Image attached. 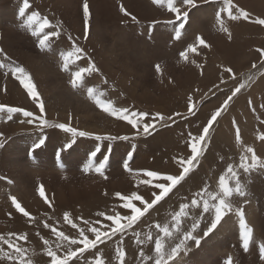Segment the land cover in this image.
I'll return each instance as SVG.
<instances>
[{
  "label": "rangeland",
  "instance_id": "obj_1",
  "mask_svg": "<svg viewBox=\"0 0 264 264\" xmlns=\"http://www.w3.org/2000/svg\"><path fill=\"white\" fill-rule=\"evenodd\" d=\"M29 2L32 6L28 10L29 13L31 11H39L42 16L49 17L53 23L56 20L62 22L61 36L53 38L51 50L40 51L36 47V39L20 27L21 18L18 16V9L22 6L23 0H2L0 2V15L8 23L6 22L7 24L3 25L4 28L0 29V49H3L7 53L11 61H15L17 64L23 66L30 73L40 95L52 88V90L48 91L49 94L53 93L56 97L64 96L69 109L71 107L77 108L78 114L82 116L81 120H62V117L57 115L58 113L50 109V104L46 103L45 118L49 122L70 123L74 128L95 135L131 136L133 130L129 125L107 116L97 109L87 98L86 87L90 86L105 92L104 99L112 100L117 107H127L131 110L147 112L149 114L159 112L168 116L174 112H180L188 115V96L192 95L197 102L196 115L189 116L188 119L177 117L175 118V123L165 121L164 123L171 124V127H161L158 125L157 130L151 136H139L128 141L119 139L114 141H96L91 138L78 137L76 138V145L73 144L71 149L61 153L59 163L56 160V152L63 144L70 142V134L63 133L55 128H45L41 131L35 128L34 125L21 124L19 121L23 117L18 114L14 116L13 122L9 121L8 126L14 128L12 131L15 132L11 133L12 135L6 134L4 136L5 148H0V172L3 174L1 175L0 173V177L5 178L0 179V198H3L2 200L0 199V209L2 208L6 212L5 216L1 217L0 215V222H3L0 224V235L7 236L9 232H26L29 236V241L24 246L29 249V256L34 264H49L50 258L44 255L43 245L36 235V232L39 231L45 238L53 239L50 230L43 227L42 221H47L53 226L58 225L59 230L65 231L68 235L76 236L78 235L76 230L63 223L64 212L71 213L72 218L77 224L87 228V225L81 224L80 220L76 218L82 217L89 222L99 220L102 223H110L109 221H104L102 217H98L96 213L105 212L111 215L118 211L121 214H127V210L119 207L121 202L115 197V193L117 192L129 195L136 191L146 199H151V189L143 185L137 188L132 176L123 170V161L127 159L128 152L131 151L133 153V157L129 162L133 170H154L163 174L179 173L180 169L174 158H186V155H190L186 145L188 133L198 134L206 123L210 113L219 107L230 94L231 90L237 86L241 79L245 78L247 73L253 72L252 64L260 62L259 53L256 49H264V28L246 21H226L232 33L231 40H229L227 35L218 32V28L215 26V12L222 6L221 0H213L210 3H204L203 0H200L199 7L194 9L190 14V22L186 26V29L183 30L181 38L174 40L172 39V27L162 23L164 20L170 18V14L164 9L153 5L151 0H88L91 20L90 33L88 39L85 40L82 26L83 0H45L43 2L41 0H36V2L29 0ZM234 3L248 11L253 18H263L264 0H246V2L245 0L244 2L243 0H234ZM121 4H123L129 13L137 18L138 24L133 23L130 17H125L120 13L119 6ZM246 7L251 8L253 12L250 9H245ZM8 13L9 16L5 17L4 15ZM260 13L261 15L259 16L258 14ZM153 21H161V23L156 24L150 29ZM197 24L201 25L202 28L198 27ZM205 24L211 28H208ZM2 30H4V34ZM92 31L96 36L99 33V39H96L95 44L93 42L94 39L90 38ZM6 32L8 35L10 33V36L5 34ZM214 32L216 33L211 34ZM4 35L9 37V39L7 37V41L3 39ZM69 35L72 36L73 40L86 53L82 59L70 65L71 71H75L79 67H87L89 58L100 69L99 73L85 76L84 87L81 90L79 89V91L70 87V71L61 70L62 61L60 53L72 50V41L68 39ZM196 35L202 36L211 47L200 48L199 55L189 54V62H181L179 53L188 44L194 42ZM77 37H79L78 40L76 39ZM12 42H14V45ZM260 42L263 44H259ZM7 43L11 46L7 47ZM102 43L104 44L103 46ZM103 47H105L104 50L101 49ZM0 59L2 60L3 57H0ZM38 61L42 62L39 63ZM192 61H195V63ZM42 64L43 67H40ZM157 64L160 65L162 70L159 75L155 71ZM197 64L201 65V67L197 68ZM45 66L47 69H43ZM223 67H230L236 74L237 79H231L228 73L223 72ZM44 70H46V73H44ZM201 72L203 73L202 75ZM262 73H264V70ZM39 76L40 80L38 79ZM221 77H223L226 83H220ZM120 79L122 83L119 82ZM105 80L107 81L106 84L104 83ZM5 81H8L17 87L19 91L27 95L20 87L18 81L13 80L10 74L6 78L3 70H0V82ZM169 81L172 82L169 83ZM51 82L55 86L57 84L60 85L61 87H56L62 92L59 91L58 95L55 94L58 90L55 89L56 92L54 91L55 86L52 85V87L51 84L53 83ZM255 82L254 85H249V93L246 92L244 95H241L240 99L243 98L242 101H233L228 111L225 112L224 116L227 119L226 124L229 129L225 130V128L221 127L222 136L214 133V137L212 136L196 170L168 198L160 202L142 218V221L135 228L136 231L146 232L148 231V226L153 223L164 224L167 222L170 219V213L177 210L180 203L190 201L193 193L199 191L205 183L209 185V190L214 191L217 189L219 175L228 163L238 160L241 151L235 145L233 120L237 122L242 138L253 131V135L248 136V139L252 140L251 145L246 140L242 139V141L247 146L253 145L252 147L255 149L257 155H260L259 146H264V143L258 139V136L264 132V75H260L259 73ZM45 83L51 87H46L47 84ZM214 85H219V90L213 88ZM209 89H213V92H209ZM82 92H85V95ZM80 95L81 100L79 99ZM249 101L252 102L251 106H249ZM28 102L30 106L22 108L38 113L39 110L35 108L31 100H28ZM68 102L72 103L69 104ZM0 104L2 103L0 102ZM87 107L89 109H86ZM86 110L89 112L86 113ZM240 125L252 126L247 129L246 133L242 131L243 129ZM125 129L128 130L127 133ZM39 137H44L46 143L41 149L36 150L32 157H29L28 152ZM256 141L260 142L257 144ZM50 142H54L55 144H51ZM11 144H13L12 148ZM14 144L17 146H14ZM97 145L101 149L97 160L102 159L104 155L109 156L106 165V175L108 177L106 180L94 172L86 175L81 171L87 161L88 154L95 150ZM53 146L57 147L54 149ZM16 147H23L26 151L23 149L22 154L17 159L19 166H10L11 168L13 167V171L11 172V168H6L3 162L5 157L10 155L7 152L9 148H11V158L16 157L14 155ZM6 152L7 154L5 155ZM78 156L80 157L76 161H73L74 159L69 160L71 157L76 158ZM221 157H223V161H221ZM31 158L32 160H30ZM260 158L264 160L263 154ZM39 159L40 161L37 162ZM25 160L26 164H24ZM33 161L34 166L32 167ZM42 161L48 163L44 164ZM49 166L51 167L49 168ZM19 167L25 170L29 168L27 170L31 171L28 175L33 174L32 177L35 178L26 176L29 186V190H27L25 195L27 201L21 203L18 200L36 218V223L32 225L26 221V218L15 213L13 207L9 208L12 214L11 218H9L5 206V202L11 205L8 197L15 195L10 194L7 188L9 185L13 186L14 182L17 181ZM5 168L6 170L9 169V171L4 170ZM15 168L18 169L17 172ZM40 168L41 170H39ZM52 170L54 173H52ZM35 171L38 172L35 173ZM57 172L59 173L57 174ZM54 175H56L55 178L57 177V179L54 178ZM59 175L60 177L63 176L61 178L64 179H60ZM44 179L45 181H43ZM242 179L247 185L248 195L243 198L233 197V213L227 215L214 232L208 238L202 240L199 247H196L193 241H189V251L186 255L178 258V264H224L228 257L232 258V264H264L259 259L257 249V245L264 242V169H257L250 175L242 174ZM35 181L38 183L36 184ZM39 185H43L46 198L53 203V208H48L43 200L39 198L37 193ZM15 196L16 198L18 197L17 195ZM34 198L37 201L35 205ZM136 203L138 204V202ZM251 206L254 208L252 213H254L255 222L251 219L249 220L248 212L252 211ZM11 208L14 211H11ZM236 208L243 209L248 225L254 230L253 243L247 253L241 248L239 240L238 217L235 215ZM1 213L3 212L1 211ZM49 216H51L50 220L48 219ZM193 216L200 224L196 235L202 236L203 231L210 224L212 214L201 215L196 210L193 212ZM192 222L191 219L186 220L183 225L184 230H190ZM223 222L228 223V230L223 227L226 229L223 231L221 226ZM95 226L99 227V224ZM153 232H155V229H153ZM89 236L91 238L90 233ZM117 239L119 238H114L113 241L99 245L98 249L95 250L103 255L106 264H115L114 249ZM134 239L131 233L124 238L123 247L127 253V264H140V260L138 259L140 248L134 243ZM143 247L147 253L150 246L144 245ZM85 256L87 259H91L93 253H86ZM0 263L4 264L3 261H0Z\"/></svg>",
  "mask_w": 264,
  "mask_h": 264
},
{
  "label": "snow or ice",
  "instance_id": "obj_2",
  "mask_svg": "<svg viewBox=\"0 0 264 264\" xmlns=\"http://www.w3.org/2000/svg\"><path fill=\"white\" fill-rule=\"evenodd\" d=\"M199 2L200 0H151L153 5L164 9L170 14V18L164 20L162 23L172 27V39L174 40H179L181 38L183 30L186 29V26L190 22V14L194 9L199 7ZM203 2L210 3L213 2V0H203ZM221 4L222 6L215 12V26L220 33L227 35L229 40H231L232 33L226 21H246L264 28V18H253L248 11L237 6L234 0H221ZM31 7L29 0H23L22 6L18 9V16L21 18L20 27L36 39V47L40 51L44 52L51 50L53 38H59L61 36L62 22L56 20L55 23H53L49 17L42 16L39 11H31L29 13L28 10ZM119 11L123 16L130 17L133 23H139L137 18L125 9L123 4L119 6ZM90 20L91 12L88 0H83L82 26L85 40L88 39L90 33ZM159 23H161V21H153L150 29ZM68 39L72 41V50L60 53L62 61L61 70L70 71V87L74 90H79L84 87L85 76L91 75L92 73H99L100 69L89 58L87 67H79L77 70L71 71L70 65L82 59L86 53L85 50L73 40L71 35L68 36ZM76 39L78 40L79 37ZM210 47L211 45L208 44L202 36L196 35L194 42L188 44L187 47L179 53L180 61L188 63L189 54L199 55L200 48ZM256 51L259 53L260 65L264 67V49L257 48ZM0 57H3V59L0 60V70H3L4 76L7 78L10 74L13 80L18 81L20 87L26 92L32 104L39 110L37 113L22 107L0 104V113L6 114L7 119L5 122L13 120V117L19 114L23 117V119L19 121L21 124L26 123L28 125H34L35 128L41 131L45 128H55L63 133L70 134V142L63 144L56 152V160L58 163L61 160V153L71 149L78 137L91 138L96 141H114L117 139L128 141L129 139H134L139 136L153 135L158 125L161 127H171V124L164 123L165 121L175 123V118L177 117L188 119L189 116L196 115L197 102L192 95H189L187 98L188 115L174 112L171 115L165 116L159 112L149 114L147 112L131 110L127 107H117L112 100L104 99L105 92L90 86L86 87L87 98L97 109L107 116L118 121H123L129 125L133 130L131 136H101L74 128L70 123H51L45 118V104L30 73L23 66L17 64L15 61H11L10 57H8L3 49H0ZM192 62L195 63V61ZM196 67L200 68L201 65L197 64ZM252 68L257 69V64L253 63ZM155 71L158 75L161 74L162 70L159 64L155 66ZM223 72L228 73L231 79H237L236 74L230 67H223ZM202 74L201 72V75ZM261 74L264 75V73ZM171 82L172 81H169V83ZM249 82H254L252 73H249L246 78L241 79L219 107L210 113V116L207 118L206 123L202 126L198 134L188 133L186 145L190 155L186 158H174L180 169L178 174H163L154 170H133L129 164L133 157V153L131 151L128 152L127 159L123 161V170L132 176L137 188L143 185L151 189L150 200L136 191L129 195L117 192L115 193V197L121 202L119 207L127 210V214H121L118 211L111 215L105 212L96 213L98 217H102L104 221H109L110 223H102L99 220L89 222L82 217H77L76 219L80 220L81 224L87 225V228L77 224L72 218L71 213L64 212L63 223L75 229L76 233H78L76 236L68 235L65 231L59 230L58 225L53 226L47 221H42L43 227L50 230L53 239L45 238L39 231L36 232V235L43 245L44 255L50 258L49 264H77V262H79V264H106L103 255L95 250L98 249L99 245L105 244L108 241H113L114 238L117 237L119 239L115 241V264H127V253L123 244L125 236L129 233L135 238L134 243L140 248L138 252L140 264H178V258L182 255H186L189 251V241H193L195 246L199 247L202 240L208 238L224 218L230 213H233V197L243 198L248 195L247 185L242 179V174L250 175L257 169L264 168V160L257 155L255 149L243 143L240 128L235 120L232 122L235 129V145L238 149H241V151L238 160L228 163L226 168L219 175L217 189L211 191L209 190V185L205 183L199 191L193 193L190 201L180 203L178 209L170 213V219L164 224L153 223L148 226V231L146 232L136 231L135 228L150 210L154 209L160 202L168 198L169 195L196 170L200 164L201 157L207 150L210 142V132L215 123L218 122V118L228 111L230 103L243 89L249 86ZM104 83L106 84L107 81L105 80ZM220 83H226L223 77H221ZM213 88L219 90V85H214ZM3 90L6 91V86ZM209 92H213V89H209ZM248 103L249 106H251L252 102L249 101ZM70 119L71 117H69V120ZM258 139L264 142V132L258 136ZM45 143L46 139L44 137H39L29 150V157H32L36 150L41 149ZM3 147L4 137L3 133H0V148ZM100 151L101 149L99 145H97L95 150L88 154L87 161L81 171L86 175L94 172L96 175L106 180L108 179L106 175V165L109 156L104 155L102 159L97 160ZM221 161H223V157H221ZM0 179L5 178L0 177ZM9 183H11V181H9ZM37 193L48 208H53V203L46 198L43 185L37 187ZM8 199L16 213L26 218V221L30 225L36 223V218L22 206L15 196L10 195ZM136 202H138V204ZM196 210H198L201 215L212 214L210 224L206 230L203 231L202 236L196 235V231L200 226L199 221L193 216V212ZM11 215L12 214L9 213V218H11ZM235 215L238 217L241 248L247 253L253 243L254 230L248 225L243 209L236 208ZM48 219L50 220L51 216H49ZM189 219L193 221L191 228L190 230H184L183 225L185 221ZM97 224H99V227L95 226ZM153 229H155V232H153ZM89 233L91 234V238ZM28 241L29 236L26 232H9L7 236L0 235V261L7 262V264H34L29 256V249L24 246ZM144 245L150 246L147 253L144 250ZM257 249L260 261L264 262V242L259 243ZM90 252L93 253V257L87 259L85 254ZM224 264H232V258L228 257Z\"/></svg>",
  "mask_w": 264,
  "mask_h": 264
},
{
  "label": "bare ground",
  "instance_id": "obj_3",
  "mask_svg": "<svg viewBox=\"0 0 264 264\" xmlns=\"http://www.w3.org/2000/svg\"><path fill=\"white\" fill-rule=\"evenodd\" d=\"M2 1V0H1ZM0 1V2H1ZM33 1H35L36 2V0H33ZM42 2L43 1H45V0H41ZM68 1V0H67ZM93 1V0H92ZM107 2V1H106ZM243 2H244V0H243ZM245 2H246V0H245ZM9 3V2H8ZM13 3V2H12ZM249 4H250V2H248ZM38 4V3H37ZM12 6V5H11ZM145 6V5H144ZM1 7V6H0ZM105 7V6H104ZM4 9H6V8H4ZM245 9H250V11H252L253 12V10L251 9V8H249V7H246ZM99 13V12H98ZM195 13H197V12H195ZM101 15V14H100ZM259 16L261 15V13L260 14H258ZM5 17H8L9 16V13L8 14H6V15H4ZM211 16V15H210ZM263 18H264V14H263ZM10 20V19H9ZM214 20V19H213ZM12 21V20H11ZM7 21H5V19L3 18V16H1L0 15V29L3 27V25H5V24H7L6 23ZM13 22V21H12ZM193 22V21H192ZM210 22V21H209ZM200 24V23H199ZM11 25V24H10ZM196 25V24H195ZM198 25V24H197ZM202 25H203V23H202ZM206 25V24H205ZM207 25H208V23H207ZM206 25V26H207ZM9 26V25H8ZM16 26V25H15ZM6 27V26H5ZM197 27V26H196ZM198 27H200V28H202L201 27V25L199 26L198 25ZM197 27V28H198ZM205 27V26H204ZM208 28H211V27H209V26H207ZM4 28V27H3ZM2 28V29H3ZM9 28V27H8ZM7 29V28H6ZM6 29H4V30H6ZM10 29V28H9ZM9 29H8V31H9ZM4 30H2V32L4 31ZM207 30V29H206ZM216 30V29H215ZM10 32V31H9ZM97 32V31H96ZM158 32V31H157ZM219 32V31H218ZM217 32V33H218ZM194 33V32H193ZM216 32H214V33H211V34H215ZM3 34H4V32H3ZM5 34H7V32L5 33ZM97 34V33H96ZM99 34V33H98ZM97 34V36L95 35V33H93V31H92V35H90V38L91 39H94V44L96 43V39H99L98 38V35ZM157 34V33H156ZM196 34V33H195ZM8 35V34H7ZM7 35H4L3 36V39H5L6 41H7V37L8 36H10V33H9V35L7 36ZM155 35V34H154ZM97 38H96V37ZM16 38V37H15ZM192 38V37H191ZM214 38V37H213ZM8 39H9V37H8ZM13 39V38H12ZM165 39V38H164ZM16 40V39H15ZM212 40V39H211ZM210 40V41H211ZM8 41H10V40H8ZM17 41V40H16ZM13 43V45H14V42H12ZM16 43V42H15ZM259 44H263V43H259ZM7 45V47L10 45H8V43L6 44ZM104 44L102 43V46H103ZM11 46V45H10ZM9 46V47H10ZM96 46V45H95ZM174 46V45H173ZM259 46V45H258ZM104 48L105 47H103V48H101V49H103L104 50ZM107 49H109L108 47H106ZM55 51V50H54ZM53 52V51H52ZM57 52V51H56ZM59 52V51H58ZM109 52V51H108ZM110 53V52H109ZM55 54V53H54ZM106 54V53H105ZM108 54V53H107ZM111 54V53H110ZM59 55V54H58ZM57 55V56H58ZM166 55V54H165ZM112 56H114V55H112ZM111 56V57H112ZM114 57H116V56H114ZM1 60V59H0ZM44 60V59H43ZM39 63L40 62H42V61H38ZM36 65H37V63H36ZM50 66V65H49ZM40 67H43V64H42V66H40ZM46 68V66L43 68V69H45ZM51 68V67H50ZM47 69V68H46ZM264 70V67H261V65H260V62L257 64V69H254L253 70V72H252V74H253V79H254V82H249V85H251V84H255L256 82V79H257V77H258V75H259V73H260V75H261V73H262V71ZM45 72L44 73H46V70H44ZM43 73V74H44ZM68 74V73H67ZM249 75V73H247L246 75H245V78L247 77ZM42 77H44V76H42ZM46 77V76H45ZM61 77V76H60ZM51 78H54V77H51ZM38 79L40 80V76L38 77ZM49 79V78H48ZM55 80V79H54ZM46 81V80H45ZM44 81V82H45ZM158 81V80H157ZM47 83H48V81H46ZM119 82H121L122 83V81H121V79H120V81ZM14 83V82H13ZM47 83H45V84H47ZM51 83H53V82H51ZM50 84V83H49ZM56 84V83H55ZM60 84V83H59ZM52 85H54V83L53 84H51V86ZM5 86H6V91H4L3 89L5 88ZM44 86V85H43ZM50 86V87H51ZM55 86V85H54ZM57 87L58 86H60V85H56ZM55 86V88H54V91H55V89H57V87ZM19 87V86H18ZM46 87H49V85L47 84V86ZM49 87V88H50ZM53 87V86H52ZM61 87V86H60ZM156 87V86H155ZM249 87V86H248ZM248 87H246L245 89H243L242 91H241V93H239L238 95H237V98L235 97L234 99H233V101L235 102V100L237 101V102H241L242 101V99L243 98H241L240 99V97H241V95H244L246 92H248ZM62 89V88H61ZM50 90H52V88H50L48 91H50ZM58 90V92H54L55 94H57L58 95V93H60V92H62V91H60V89L58 88L57 89ZM81 90V89H80ZM46 92V93H41V97H42V99H43V101H44V104H46V103H49L50 104V109H53L52 111H55L56 113H58L57 115H59V116H61L62 117V120L63 119H69V117H71V120H81L82 119V116L81 115H79L78 114V111H77V108H75V107H71V109H69V107L67 106V104H66V102H65V98H64V96L63 97H56V95H54L52 92V94H49V92ZM60 91V92H59ZM79 91V90H78ZM63 92H64V90H63ZM77 93V92H76ZM83 93V92H82ZM85 93V92H84ZM83 93V94H84ZM249 93V92H248ZM62 94V93H61ZM60 94V95H61ZM80 94V93H79ZM59 95V96H60ZM63 95V94H62ZM85 95V94H84ZM69 96V95H68ZM73 96V95H72ZM114 96V95H113ZM74 97V96H73ZM116 97V96H115ZM67 98V97H66ZM71 98V97H70ZM81 98V95H80V97H79V99ZM85 98V97H84ZM112 98V97H111ZM28 100H30L28 97H27V95H25L24 93H22L21 91H19V89L17 88V87H15L14 85H12L11 83H9L8 81H5V82H0V102L2 103V104H5V105H9V106H16V107H28V106H30V104H28L29 102H28ZM64 100V101H63ZM67 100H69V99H67ZM71 100H73V99H71ZM81 100V99H80ZM232 101V102H233ZM63 102H65V103H63ZM70 102V101H69ZM68 102V103H69ZM231 102V103H232ZM72 103V102H71ZM71 103H69V104H71ZM74 103V102H73ZM89 103V102H88ZM231 103H230V106H231ZM47 105V104H46ZM76 105V104H75ZM77 106V105H76ZM230 106H229V108H230ZM90 107V106H89ZM236 108V107H235ZM49 109V108H48ZM86 109H89L88 107L86 108ZM233 109V108H232ZM237 109V108H236ZM87 112H89L88 110H86V113ZM17 115V114H16ZM19 115V114H18ZM225 113L220 117V118H218V122L217 123H215V125H214V127H213V129L211 130V132H210V140H211V138H212V136L214 135V133H218L219 134V136H222V133H221V131H220V128L222 127V128H225V130H228L229 129V127H228V125L226 124V122H227V119L225 118ZM264 115V114H263ZM262 116V115H261ZM6 119H7V116H6V114L5 113H0V132L1 133H3V137L6 135V134H11V133H14L15 131H12L14 128H11L10 126H8V124H9V121H7V122H5L6 121ZM248 120H249V118H248ZM260 120V119H259ZM12 122L14 121V117H13V120H11ZM10 121V122H11ZM255 121V120H254ZM17 122V121H16ZM256 123V122H255ZM192 124V123H191ZM115 127H116V125H114ZM241 126V128L243 129L242 131H244V132H246L247 133V129H249V128H251V126L252 125H240ZM118 127V126H117ZM254 128H255V126H254ZM198 129V128H197ZM201 129V128H200ZM263 129V128H262ZM261 130V129H260ZM259 130V131H260ZM256 131V130H255ZM254 131V132H255ZM264 131V130H263ZM125 132L127 133L128 132V130L127 129H125ZM261 132V131H260ZM243 134V133H242ZM256 134H257V131H256ZM258 134H259V132H258ZM12 135V134H11ZM249 135H253V131H251V132H249L245 137H243L242 139L243 140H246V141H248V144L249 145H251V143H252V140H250V139H248V136ZM18 136V135H17ZM214 137V136H213ZM253 137V136H252ZM254 139V138H253ZM213 140V139H212ZM18 141V140H17ZM24 141V140H23ZM254 142H255V140H254ZM257 142V141H256ZM258 142H260V141H258ZM258 142H257V144H258ZM11 143V142H10ZM19 143V142H18ZM21 143V142H20ZM51 143V142H50ZM50 143H48V144H50ZM54 143V142H53ZM53 143H51V144H53ZM78 143V142H77ZM210 143V142H209ZM262 143H264V142H262ZM15 144H17V143H15ZM14 144V146H17V145H15ZM50 144V145H51ZM55 144V143H54ZM245 144V143H244ZM19 145V144H18ZM76 145V144H75ZM209 145V144H208ZM246 145V144H245ZM12 146H13V144H11V148H12ZM253 146V145H252ZM251 146V147H252ZM259 146V145H258ZM54 147V149L57 147H55V146H53ZM260 147V148H259ZM258 148L260 149V155H259V157H261V155L263 154V156H264V146L262 147V146H259ZM4 148H5V146H4ZM11 148H9V150L7 151L10 155L8 156H6L5 157V159L4 158H2V159H4V162H3V164L6 166V168L8 167H10V166H19L18 164H17V159L20 157V154H22V150L24 149L23 147H16L14 150H15V154L14 155H16V157L15 158H11ZM77 148H78V146H77ZM13 150V151H14ZM25 150V149H24ZM93 150V149H92ZM2 151V150H1ZM26 151V150H25ZM182 151V150H181ZM7 152L5 153V155L7 154ZM88 152V151H87ZM26 153V152H25ZM52 153V152H51ZM68 153V152H67ZM78 153V152H77ZM85 153V152H84ZM1 154H3V153H1ZM188 154V153H187ZM186 155V154H185ZM1 156V155H0ZM29 156V155H28ZM70 156V155H69ZM81 156V155H80ZM80 156H78V157H76V158H74V157H71L69 160H73V161H76V159L77 158H79ZM186 156H188V155H186ZM12 157H14V156H12ZM35 157V156H34ZM46 157V156H45ZM38 158V157H37ZM202 158V157H201ZM34 159H36V158H34ZM81 159V158H80ZM79 159V160H80ZM83 159V158H82ZM118 159V158H117ZM23 160V159H22ZM30 160H32V158L30 159ZM43 160V159H42ZM47 160V159H46ZM78 160V159H77ZM263 160V159H262ZM29 161V160H28ZM27 161V162H28ZM38 161H40V159L39 160H37V162ZM48 161V160H47ZM21 162V161H20ZM32 162V161H31ZM31 162H29V163H31ZM43 162V161H42ZM203 162V161H202ZM40 163V162H39ZM44 164H47L46 162H43ZM72 163H74V162H72ZM76 163V162H75ZM74 163V164H75ZM117 163V162H116ZM24 164H26V160H25V163ZM28 164V163H27ZM33 165H32V167L34 166V161H33V163H32ZM43 164V165H44ZM50 164H52V163H50ZM54 164V163H53ZM203 164V163H202ZM1 165V164H0ZM36 165H38L37 163H36ZM5 166H3V167H5ZM45 166V165H44ZM53 166V165H52ZM24 167V166H23ZM27 167V166H26ZM29 167V166H28ZM51 166H49V168H50ZM1 168H2V166H1ZM6 168L4 169V170H6ZM11 168V167H10ZM13 168V167H12ZM12 168H11V172L13 171L12 170ZM30 168H31V166H30ZM72 168V167H71ZM15 169H17V168H15ZM27 169H29V168H27ZM25 170V169H23V168H21V167H19V171H18V169L16 170V172L18 171V179H17V181L16 182H14V185L13 186H11V185H9L8 186V192L10 193V194H12V195H17L18 197H17V200H20V202L21 203H24V202H26L27 201V197H25V195H26V192H27V190H29V186H28V183H27V178H26V176H29L28 174H29V172L31 171V170ZM47 169V168H46ZM74 169V168H73ZM262 169H264V168H262ZM2 170H3V168H2ZM1 170V171H2ZM8 171H9V169H7ZM6 170V171H7ZM32 170H35V169H32ZM37 170V169H36ZM39 170H41V168L39 169ZM50 170V169H49ZM6 171H5V173H6ZM45 171V170H44ZM51 171V170H50ZM55 171V170H54ZM70 171V170H69ZM73 171V170H72ZM71 171V172H72ZM15 172V173H16ZM38 172V171H37ZM36 171H35V173H37ZM41 172V171H40ZM39 172V173H40ZM47 172H48V170H47ZM65 172V171H64ZM1 173V175H3L2 174V172H0ZM34 173V172H33ZM34 173V174H35ZM44 173V172H43ZM52 173H54L53 172V170H52ZM55 173H56V171H55ZM59 172H57V174H58ZM61 173V172H60ZM11 174V173H10ZM31 174V173H30ZM45 174H47L46 172H45ZM56 174V175H57ZM66 174H67V172H66ZM91 174V173H90ZM0 175V176H1ZM13 175H16V174H13ZM36 175V174H35ZM42 175V174H41ZM51 175V174H50ZM56 175H54V178H55V176ZM61 175V174H60ZM60 175H59V177H60ZM63 175V174H62ZM68 175V174H67ZM69 175H70V173H69ZM11 176H12V174H11ZM31 177L33 176V174H31L30 175ZM29 176V177H30ZM49 176V175H48ZM14 177V176H13ZM42 177H43V175H42ZM51 177V176H50ZM61 177H63V176H61ZM60 177V179H62ZM7 178V177H6ZM32 178H34V177H32ZM47 178H49V177H47ZM35 179V178H34ZM39 179V178H38ZM37 179V180H38ZM55 179H57V177L55 178ZM59 179V178H58ZM64 179V178H63ZM62 179V180H63ZM30 180V179H29ZM41 180H42V178H41ZM53 180V179H52ZM51 180V181H52ZM43 181H45V179L43 180ZM50 181V180H49ZM33 182V181H32ZM36 182V181H35ZM42 182V181H41ZM38 182H36V184H37ZM33 186V185H32ZM36 186V185H35ZM259 186V185H258ZM257 186V187H258ZM1 187V186H0ZM84 187V186H83ZM92 187V186H91ZM85 188V187H84ZM5 189V188H4ZM33 190V189H32ZM86 190V189H85ZM95 192V191H94ZM1 193H2V191H1ZM4 193V192H3ZM5 194V193H4ZM94 194V193H93ZM14 195V196H15ZM28 195V194H27ZM37 195V194H36ZM127 195V194H126ZM6 196V195H5ZM4 196V197H5ZM94 196V195H93ZM16 197V196H15ZM25 197V198H24ZM30 197V196H29ZM31 198H33V197H31ZM40 198V197H39ZM1 199V198H0ZM3 199V198H2ZM1 199V200H2ZM36 198H34L33 199V201L35 200ZM0 200V201H1ZM38 200V199H37ZM8 201V200H7ZM39 201V200H38ZM36 200H35V202H34V205L36 204ZM5 206H6V209H7V212H8V214L9 213H11L10 212V207H12L11 205H9L8 203H6L5 202ZM1 207V206H0ZM26 208V207H25ZM9 209V210H8ZM251 209H252V211H249L248 213H249V220L251 219V220H253L254 222H255V216L253 215L254 213H252L253 211H254V208H253V206H251ZM13 210V208H11V211ZM31 210V209H30ZM259 210V209H258ZM1 211L3 212V213H1ZM14 211V210H13ZM16 213V212H15ZM257 213V212H256ZM255 213V214H256ZM6 215V212L5 211H3V209L1 208L0 209V215H1V217L3 216V215ZM4 215V216H5ZM18 216V215H17ZM258 216V215H257ZM257 216H256V218H257ZM20 218V217H19ZM18 220V219H17ZM12 221V220H11ZM3 222H0V224H2ZM250 223H252V222H250ZM232 224V223H231ZM255 224V223H254ZM4 225V224H3ZM9 225H11V224H9ZM253 225V224H252ZM20 226H21V224H20ZM222 228L223 227H225V228H227L229 225H228V223L226 222H223L222 223ZM255 226V225H254ZM9 227V226H8ZM17 227V226H16ZM220 228V227H219ZM259 228V227H258ZM2 229V228H1ZM17 229H18V227H17ZM229 228H227V230H228ZM226 229H224L223 228V231H225ZM4 231V230H3ZM17 233V232H16ZM20 233V232H19ZM224 234V233H223ZM219 237H221V236H219ZM221 239V238H220ZM215 242H216V240H215ZM103 248V247H102ZM4 262V261H3ZM208 263V262H207ZM1 264V263H0ZM4 264H6V262H4Z\"/></svg>",
  "mask_w": 264,
  "mask_h": 264
}]
</instances>
